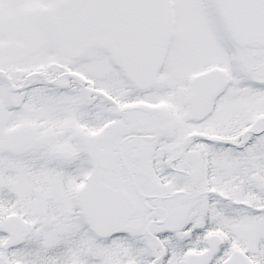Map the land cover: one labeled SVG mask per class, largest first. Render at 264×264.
Returning <instances> with one entry per match:
<instances>
[{"label":"snow or ice","instance_id":"snow-or-ice-1","mask_svg":"<svg viewBox=\"0 0 264 264\" xmlns=\"http://www.w3.org/2000/svg\"><path fill=\"white\" fill-rule=\"evenodd\" d=\"M0 264H264V0H0Z\"/></svg>","mask_w":264,"mask_h":264}]
</instances>
